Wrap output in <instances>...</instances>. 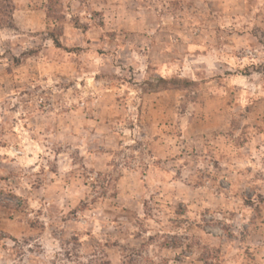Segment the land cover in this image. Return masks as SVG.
<instances>
[{
  "label": "rangeland",
  "instance_id": "rangeland-1",
  "mask_svg": "<svg viewBox=\"0 0 264 264\" xmlns=\"http://www.w3.org/2000/svg\"><path fill=\"white\" fill-rule=\"evenodd\" d=\"M0 264H264V0H0Z\"/></svg>",
  "mask_w": 264,
  "mask_h": 264
}]
</instances>
